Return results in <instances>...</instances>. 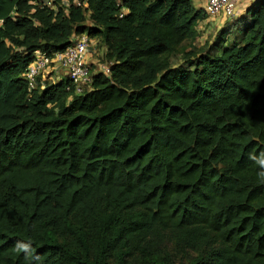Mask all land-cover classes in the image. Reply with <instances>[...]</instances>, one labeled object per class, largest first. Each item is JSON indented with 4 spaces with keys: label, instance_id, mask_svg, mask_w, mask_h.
<instances>
[{
    "label": "trees",
    "instance_id": "trees-1",
    "mask_svg": "<svg viewBox=\"0 0 264 264\" xmlns=\"http://www.w3.org/2000/svg\"><path fill=\"white\" fill-rule=\"evenodd\" d=\"M204 3L0 0V264H264V0L200 45ZM81 33L109 73L29 90Z\"/></svg>",
    "mask_w": 264,
    "mask_h": 264
},
{
    "label": "built area",
    "instance_id": "built-area-1",
    "mask_svg": "<svg viewBox=\"0 0 264 264\" xmlns=\"http://www.w3.org/2000/svg\"><path fill=\"white\" fill-rule=\"evenodd\" d=\"M33 7L46 8L55 15L58 10L68 13L70 5L86 7L87 0H27ZM120 4L121 0H116ZM246 0H205L204 9L209 16L223 14L226 18L236 16V8ZM89 14V10L86 15ZM119 16H122L120 12ZM71 43L63 50L51 53L36 49L32 61L27 65L24 77L29 90L43 89L45 86L68 77L72 82L74 93L81 94L90 88L91 76L94 73H109L110 61L97 63L94 57L96 40L86 33L73 34Z\"/></svg>",
    "mask_w": 264,
    "mask_h": 264
},
{
    "label": "rangeland",
    "instance_id": "rangeland-1",
    "mask_svg": "<svg viewBox=\"0 0 264 264\" xmlns=\"http://www.w3.org/2000/svg\"><path fill=\"white\" fill-rule=\"evenodd\" d=\"M248 5H245V7H242V12L244 13L246 8H247ZM236 18V17H235ZM203 23V22H202ZM205 23H203L202 25L203 26H200L199 27V36L198 38H196V44H200V45H203L205 43H207L209 40H211L212 36L214 35L215 33V30H209L207 31V26L208 24L205 26L204 25ZM94 40V39H93ZM203 42V43H202ZM185 45V46H188V43L186 41H183L181 43V46L179 47L182 48V46ZM94 57L98 60H100L101 57H99V55H101L103 52H104V46L103 44L101 43L100 39L96 37V45L94 46ZM99 52V54H98ZM182 54L181 52L180 53H177V56L173 58V62L176 63V62H179V57H181Z\"/></svg>",
    "mask_w": 264,
    "mask_h": 264
},
{
    "label": "clouds",
    "instance_id": "clouds-1",
    "mask_svg": "<svg viewBox=\"0 0 264 264\" xmlns=\"http://www.w3.org/2000/svg\"><path fill=\"white\" fill-rule=\"evenodd\" d=\"M249 158L254 160L256 164L260 166L261 169H264V152H261L258 156L249 154ZM260 179L264 180V171H260L258 174ZM15 250L17 252H24L26 256H31V253L33 251L31 247V241L29 242H23V241H17L15 243ZM35 259H38V257H34Z\"/></svg>",
    "mask_w": 264,
    "mask_h": 264
},
{
    "label": "crops",
    "instance_id": "crops-1",
    "mask_svg": "<svg viewBox=\"0 0 264 264\" xmlns=\"http://www.w3.org/2000/svg\"><path fill=\"white\" fill-rule=\"evenodd\" d=\"M252 0H246L245 1V4H240V6H238L236 8V15L238 14H242V7H245V5H249V3L251 2ZM227 18L225 16H223V14L221 13H218L215 17H209L206 19V21H204L203 23H206L208 21V28H207V31H209L210 29L211 30H216L218 29L226 20ZM203 26V25H201Z\"/></svg>",
    "mask_w": 264,
    "mask_h": 264
}]
</instances>
